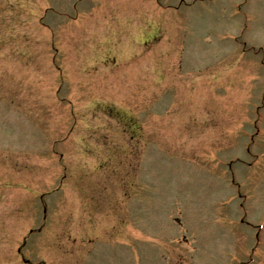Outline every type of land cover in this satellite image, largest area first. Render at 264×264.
I'll list each match as a JSON object with an SVG mask.
<instances>
[{
	"label": "rangeland",
	"instance_id": "rangeland-1",
	"mask_svg": "<svg viewBox=\"0 0 264 264\" xmlns=\"http://www.w3.org/2000/svg\"><path fill=\"white\" fill-rule=\"evenodd\" d=\"M0 264H264V0H0Z\"/></svg>",
	"mask_w": 264,
	"mask_h": 264
}]
</instances>
